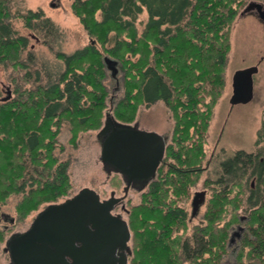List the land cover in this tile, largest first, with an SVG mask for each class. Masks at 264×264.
I'll return each instance as SVG.
<instances>
[{
  "label": "trees",
  "instance_id": "trees-1",
  "mask_svg": "<svg viewBox=\"0 0 264 264\" xmlns=\"http://www.w3.org/2000/svg\"><path fill=\"white\" fill-rule=\"evenodd\" d=\"M244 2L73 0L72 11L89 41L71 53L55 52L61 71L47 63L38 67L33 54L23 60L29 37L18 35L9 20L21 19L35 38L42 34L51 50L62 36L59 25L42 9L13 13L11 0H0V65L28 69L13 77L14 97L0 101V204L23 194L15 209L25 218L69 193L70 162L54 153L58 135L69 122V142L76 146L80 132L102 126L110 96L104 58L110 56L124 72V96L112 107L115 118L132 123L140 105L162 100L174 121L156 177L129 211V264H222L234 226L239 240L232 264H264V158L238 150L221 162L204 221L190 234L181 203L203 169L206 135L225 87L232 25ZM263 141L264 123L255 143ZM250 174L257 175L258 189L245 185Z\"/></svg>",
  "mask_w": 264,
  "mask_h": 264
},
{
  "label": "rangeland",
  "instance_id": "rangeland-1",
  "mask_svg": "<svg viewBox=\"0 0 264 264\" xmlns=\"http://www.w3.org/2000/svg\"><path fill=\"white\" fill-rule=\"evenodd\" d=\"M257 1L264 3V0H245L240 8V12L249 2ZM53 0H11L12 12H26L28 9H42L47 16L51 17L61 28V39L55 44L54 49H50L43 41V35L39 34V41L33 36L35 33L24 26L21 19L12 18L9 20L18 35L29 37L28 47L22 52L23 60H28L33 54L38 62V67L47 63L51 68L57 70L63 63L55 55L56 51L71 53L89 41L88 34L79 19L72 11L71 3L73 0H62L59 6H52ZM255 11V9H252ZM240 12L232 25L231 50L228 54V62L225 71V87L222 96L216 104L213 117L206 135L204 145L206 157L202 163V172L197 183L190 188V197L182 200L181 203L188 210L190 234L195 224L204 221V212L208 199L212 196V188L215 187L214 181L221 176V162L238 150L255 153L259 159L264 158V141L256 145L258 131L264 123V23L254 14L247 12L240 15ZM146 13L141 14L138 21V28L141 32L144 23L140 20L146 19ZM111 42L109 43L110 46ZM115 59V58H114ZM29 62V61H28ZM119 62V61H118ZM60 64V65H59ZM258 64V72L254 75V97L246 104H230L232 95V79L235 71L252 65ZM32 65V64H31ZM58 66V67H57ZM118 72L112 74L108 69V76L105 83L110 91L108 98V108L105 112L112 113V107L124 96V72L119 62ZM31 70L34 71V67ZM61 68V67H60ZM61 68V71L63 70ZM28 69H14L11 65H0V99L7 96L6 87L9 86L12 95H15V83L13 77H22ZM1 101V100H0ZM113 115V114H112ZM106 116V113H105ZM103 118V124L105 117ZM117 119V118H116ZM138 123L139 127L145 130L156 131L162 134L168 143L171 142L174 121L172 113L166 103L158 100L150 106L140 105L137 110L136 119L131 124ZM102 124V126H103ZM101 126V127H102ZM100 127V128H101ZM99 129L80 132L77 145L69 142L71 137L70 124L65 121L58 135V147L55 155L61 160H69L68 168L71 188L67 195L60 197L57 201L65 200L77 193L83 187H90L100 193L102 199L109 198L111 192L116 191L117 196L124 194V182L118 174L108 173L100 160L101 144L98 138ZM64 147L63 150L60 148ZM249 173L252 169H249ZM210 181V185L206 182ZM247 188L260 187L256 174H250L244 181ZM27 183V189L30 188ZM206 189L205 203L199 208L198 214L191 216L192 199L196 191ZM129 189L125 205L127 209L141 203V196L144 191ZM249 190H247L246 197ZM23 194L12 195L5 204H0V228L4 229V241L0 242V264H11L8 252L5 250L6 240L14 232L26 230L36 214L47 204L43 203L33 210L25 218L19 217L15 209L17 203L21 201ZM246 200L245 205L246 206ZM243 212V211H241ZM114 213H121L129 223V213L123 211L121 207L115 208ZM14 217L15 222L10 223L8 218ZM239 231L237 226L232 228V233ZM132 233V231H131ZM239 236L229 244V253L222 260V264H232L235 260L234 250L238 243ZM130 248L133 247V239L129 242ZM130 260V257H129Z\"/></svg>",
  "mask_w": 264,
  "mask_h": 264
},
{
  "label": "water",
  "instance_id": "water-1",
  "mask_svg": "<svg viewBox=\"0 0 264 264\" xmlns=\"http://www.w3.org/2000/svg\"><path fill=\"white\" fill-rule=\"evenodd\" d=\"M53 1L52 6H56V0ZM263 6L261 2H249L240 15L255 9L264 22ZM104 60L107 69L116 75L118 60L110 56ZM258 69L256 64L235 71L232 106L253 99ZM11 97L9 91L1 101ZM105 117L98 132L104 169L121 175L125 193L130 187L144 190L156 177L168 139L156 131L142 129L138 123H123L109 111ZM205 197L206 190L195 192L191 216L198 213ZM121 200L115 193L102 199L95 189L83 187L63 201L47 204L26 230L14 232L6 240L11 264H129L131 229L123 215L114 213ZM9 222L14 223L15 218L10 217ZM235 236H239V231L232 234L231 242Z\"/></svg>",
  "mask_w": 264,
  "mask_h": 264
},
{
  "label": "flooded vegetation",
  "instance_id": "flooded-vegetation-1",
  "mask_svg": "<svg viewBox=\"0 0 264 264\" xmlns=\"http://www.w3.org/2000/svg\"><path fill=\"white\" fill-rule=\"evenodd\" d=\"M61 1L62 0H56V6H59L60 4H61ZM262 3V2H261ZM263 5H264V3H262ZM263 9H264V6H263ZM249 13H252V14H254V15H256L258 18H259V15H258V12L255 10V11H251V12H249ZM260 19V18H259ZM261 20V19H260ZM262 21V20H261ZM263 22V21H262ZM264 23V22H263ZM39 41V40H38ZM6 91H7V95H8V92L9 91H11V88L9 87V86H7L6 87ZM12 92V91H11ZM3 97H1V99H2ZM0 99V100H1ZM115 174H118L119 176H121L119 173H115ZM122 178V177H121ZM123 180V179H122ZM150 184V183H149ZM125 187H126V185H125V183H124V187H123V190H124V194H123V196H118V197H121L122 198V200L115 206V208H119V207H121V209L123 210V211H126V212H128L129 213V209H127V207H126V205H125V201H126V198H127V195H128V192H129V190H128V192L127 193H125ZM148 187V186H147ZM146 187V188H147ZM145 188V189H146ZM130 189H134V190H137V189H135V188H133V187H130ZM144 189V190H145ZM203 190H206V189H203ZM137 191H139V190H137ZM143 191V190H142ZM112 193H115V195H116V191H112L111 192V194ZM111 196V195H110ZM117 196V195H116ZM115 210V209H114ZM199 210H200V208H199ZM199 212V211H198ZM116 214H121V213H116ZM198 214V213H197ZM122 215V214H121ZM8 217L7 216H5L4 217V219H7ZM8 220H9V218H8Z\"/></svg>",
  "mask_w": 264,
  "mask_h": 264
},
{
  "label": "crops",
  "instance_id": "crops-1",
  "mask_svg": "<svg viewBox=\"0 0 264 264\" xmlns=\"http://www.w3.org/2000/svg\"><path fill=\"white\" fill-rule=\"evenodd\" d=\"M145 13L147 14V12H146V11H145L143 14H145Z\"/></svg>",
  "mask_w": 264,
  "mask_h": 264
}]
</instances>
